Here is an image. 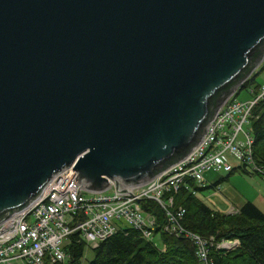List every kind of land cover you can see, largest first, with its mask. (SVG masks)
<instances>
[{
    "label": "water",
    "instance_id": "95a60500",
    "mask_svg": "<svg viewBox=\"0 0 264 264\" xmlns=\"http://www.w3.org/2000/svg\"><path fill=\"white\" fill-rule=\"evenodd\" d=\"M263 56L264 0H0V224L66 167L151 182Z\"/></svg>",
    "mask_w": 264,
    "mask_h": 264
},
{
    "label": "built area",
    "instance_id": "2783aa9c",
    "mask_svg": "<svg viewBox=\"0 0 264 264\" xmlns=\"http://www.w3.org/2000/svg\"><path fill=\"white\" fill-rule=\"evenodd\" d=\"M249 77L224 102L202 141L183 160L132 190L133 195L118 193L111 186L103 192L80 189L77 196L80 185L75 183L77 172L73 166L55 175L40 198L0 224V264H65L69 257L66 246L74 233L95 248L131 228L156 245L153 239L158 222L142 207L145 200L164 211L162 232L189 240L201 264H212L207 254L213 238H204L182 225L185 209L173 204V193L180 187L194 193L190 183L204 185V174L211 171L230 173L245 167L264 179V168L253 159V138L248 128L255 104L264 98V86L257 93L251 91L254 95L248 100L234 98ZM227 157L240 161V166L234 168ZM225 242L231 241L216 243V248L231 249Z\"/></svg>",
    "mask_w": 264,
    "mask_h": 264
},
{
    "label": "trees",
    "instance_id": "16d2710c",
    "mask_svg": "<svg viewBox=\"0 0 264 264\" xmlns=\"http://www.w3.org/2000/svg\"><path fill=\"white\" fill-rule=\"evenodd\" d=\"M254 80V76L248 78L240 91L249 88L257 93L260 86L255 85ZM248 128L253 138V159L264 168V98L255 104ZM234 170L254 174L245 167ZM230 174L217 180L212 187L217 188L219 182ZM190 187L198 192L206 188L192 183ZM173 200L176 207L185 209L181 221L184 227L204 238H213L214 244L207 254L212 264H264V213L252 202H244L234 213H225L211 207L185 187L173 193ZM141 204L156 216L158 228L155 235L159 237L160 245L143 239L135 229L128 228L92 248V259L84 263L87 244L78 233H74L66 246L69 257L65 264H201L189 240L161 231L165 223L164 211L151 200ZM224 240H237L238 244L231 249L216 248L215 244Z\"/></svg>",
    "mask_w": 264,
    "mask_h": 264
},
{
    "label": "rangeland",
    "instance_id": "374dc122",
    "mask_svg": "<svg viewBox=\"0 0 264 264\" xmlns=\"http://www.w3.org/2000/svg\"><path fill=\"white\" fill-rule=\"evenodd\" d=\"M264 59V56H263ZM261 60V62L263 61ZM260 62V63H261ZM259 67L255 68L253 72L255 81L259 84L264 82V61L260 64ZM264 86V85H262ZM248 89H242L235 99L244 100L246 97H252V94L248 92ZM247 95V96H246ZM230 96L227 98L229 99ZM244 128H247L245 126ZM227 160L232 164V166H240V161L227 157ZM227 173L222 172H207L204 174V178L207 180L208 184L205 185L207 188L201 191H195V194L205 203L215 206L216 203L220 205L219 208L224 209L225 207L231 208L229 213H234L244 202H252L264 213V180L256 175L249 174L244 170H234L227 178L222 179L219 182V188L208 187L211 182H215L221 177H225ZM112 186H114L112 184ZM214 198V200H213ZM235 208V209H234ZM222 212V211H221ZM154 242L157 245H160V240L158 236H154ZM231 242H225L228 245L234 248L237 246V240H229ZM231 243V244H230ZM93 257V251L90 246H86L84 251L83 262L87 263Z\"/></svg>",
    "mask_w": 264,
    "mask_h": 264
},
{
    "label": "crops",
    "instance_id": "0c3cea01",
    "mask_svg": "<svg viewBox=\"0 0 264 264\" xmlns=\"http://www.w3.org/2000/svg\"><path fill=\"white\" fill-rule=\"evenodd\" d=\"M258 72V71H257ZM256 73V72H255ZM254 73V74H255ZM255 78V77H254ZM254 82H255V85H258V86H262V85H264V82L262 83V84H259V83H257L255 80H254ZM249 93H250V89H249V91H248ZM239 94V93H238ZM247 96V95H246ZM251 97H246L244 100H248V99H250ZM222 178V177H221ZM219 180V179H218ZM217 181V180H216ZM215 181V182H216ZM215 182H211V184L208 186V187H211V188H213L212 186L214 185V183ZM204 184L205 185H207L208 184V182H207V180L205 179V181H204ZM206 188H207V186H205ZM217 188H219V184H218V187ZM198 195V194H197ZM199 196V195H198ZM213 200H214V198H213ZM209 205V204H208ZM211 207H213V208H215V209H217V210H219V211H222V212H225V213H229V212H231L230 211V209L231 208H224V209H222V208H219L220 207V205H218L217 203H216V205L215 206H213V205H210ZM235 209V208H234Z\"/></svg>",
    "mask_w": 264,
    "mask_h": 264
},
{
    "label": "bare ground",
    "instance_id": "6f19581e",
    "mask_svg": "<svg viewBox=\"0 0 264 264\" xmlns=\"http://www.w3.org/2000/svg\"><path fill=\"white\" fill-rule=\"evenodd\" d=\"M253 72V71H252Z\"/></svg>",
    "mask_w": 264,
    "mask_h": 264
}]
</instances>
